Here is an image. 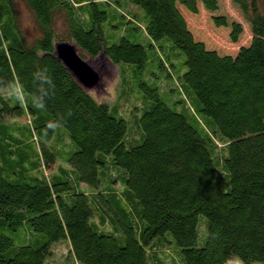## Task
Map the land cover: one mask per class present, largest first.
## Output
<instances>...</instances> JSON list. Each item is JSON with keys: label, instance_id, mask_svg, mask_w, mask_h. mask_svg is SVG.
I'll return each instance as SVG.
<instances>
[{"label": "trees", "instance_id": "16d2710c", "mask_svg": "<svg viewBox=\"0 0 264 264\" xmlns=\"http://www.w3.org/2000/svg\"><path fill=\"white\" fill-rule=\"evenodd\" d=\"M22 1L39 36L27 42L0 0V80L31 90L46 68L56 88L45 110L0 98V264H45L62 241L78 264H264V0H234L251 31L234 55L193 38L177 4L195 14L198 0H127L141 15L121 0ZM240 32L232 22L230 40ZM63 41L123 66L134 120L80 86L55 56Z\"/></svg>", "mask_w": 264, "mask_h": 264}, {"label": "rangeland", "instance_id": "374dc122", "mask_svg": "<svg viewBox=\"0 0 264 264\" xmlns=\"http://www.w3.org/2000/svg\"><path fill=\"white\" fill-rule=\"evenodd\" d=\"M119 1V0H118ZM11 7L14 10L16 23L23 35V38L27 42H31L34 38L39 36V29L32 16L31 12L28 10L27 6L22 0H10ZM126 6V9L131 13L137 12L139 15L143 14L142 9L127 0H121ZM177 8L183 18L185 19L186 26L191 32L193 38L197 41L203 42L205 48L215 50L218 54L224 55H234L241 45H246L249 43L251 37L250 25L245 20L240 8L234 2V0H218L217 9L214 11H208L204 9L198 0V10L197 13L193 14L188 12L183 6L177 4ZM214 16H222L225 18L226 26H215L213 22ZM232 22H238L241 26V32L237 37L236 42H232L229 38L230 25ZM142 27V24H139ZM65 25L57 21L56 32L59 37L66 35ZM135 42V41H134ZM138 42V41H137ZM144 43L145 40L139 41ZM78 52L81 53V57L86 60L92 68L99 74L98 82L91 88L86 89L88 93L94 97L97 101L105 102L109 105H116L123 116L127 117L129 120H134L135 106L137 104V99L135 97L124 95L122 96V91L126 89L128 93L130 89L128 84L123 85L121 80L123 66L119 64H114L109 59L104 56L98 58H91L82 52L78 46H76ZM126 66H124L125 68ZM161 75L160 70L155 72ZM144 81H151V77L146 74L143 77ZM175 83L169 79L161 80L159 85L161 87L160 94L164 97V92L172 87ZM134 93V92H130ZM136 95V94H135ZM169 104L168 101H166ZM171 105V104H169ZM15 119V118H13ZM19 121H26L28 118L21 116L17 118ZM57 163L51 165V167L45 171L48 174L54 171ZM117 187V186H116ZM79 189L89 192L91 189H87L85 184H79ZM199 242L202 241L199 238ZM52 254L45 262V264H78L73 261L72 256L68 252V245L66 242H57L52 245ZM160 256L167 261H176L179 263V259L173 248L165 247L164 252ZM234 264H244L241 261L235 260ZM258 264V263H252Z\"/></svg>", "mask_w": 264, "mask_h": 264}, {"label": "clouds", "instance_id": "9594fccd", "mask_svg": "<svg viewBox=\"0 0 264 264\" xmlns=\"http://www.w3.org/2000/svg\"><path fill=\"white\" fill-rule=\"evenodd\" d=\"M55 83L46 68L40 69L32 75V86L29 90L17 77L15 80H0V98L14 104L45 110L48 101L55 93ZM70 114V113H69ZM61 117L57 122H60Z\"/></svg>", "mask_w": 264, "mask_h": 264}, {"label": "water", "instance_id": "95a60500", "mask_svg": "<svg viewBox=\"0 0 264 264\" xmlns=\"http://www.w3.org/2000/svg\"><path fill=\"white\" fill-rule=\"evenodd\" d=\"M56 58L62 62L65 68L85 90L93 87L99 79V74L92 66L82 59L72 43L63 41L54 45Z\"/></svg>", "mask_w": 264, "mask_h": 264}, {"label": "flooded vegetation", "instance_id": "af4514ba", "mask_svg": "<svg viewBox=\"0 0 264 264\" xmlns=\"http://www.w3.org/2000/svg\"><path fill=\"white\" fill-rule=\"evenodd\" d=\"M100 56H103V55H100V54H99V55H97L96 57H93V58H98V57H100Z\"/></svg>", "mask_w": 264, "mask_h": 264}]
</instances>
